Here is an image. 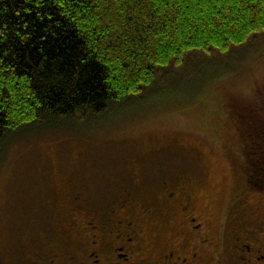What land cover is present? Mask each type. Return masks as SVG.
Wrapping results in <instances>:
<instances>
[{
	"label": "rangeland",
	"instance_id": "1",
	"mask_svg": "<svg viewBox=\"0 0 264 264\" xmlns=\"http://www.w3.org/2000/svg\"><path fill=\"white\" fill-rule=\"evenodd\" d=\"M188 62L161 72L154 94L98 122L73 119L6 137L0 146V264H31L51 245L64 252L65 264L76 262L83 240L70 229L73 221L58 198L62 185L89 190L83 211L117 198L132 183L156 206L159 179L178 176L200 181L222 205L238 188L251 187L254 195L264 188L252 171L257 147L250 129L259 126L242 117H255L257 108L264 116V41ZM241 154L248 169L237 180L231 161L240 163Z\"/></svg>",
	"mask_w": 264,
	"mask_h": 264
},
{
	"label": "trees",
	"instance_id": "2",
	"mask_svg": "<svg viewBox=\"0 0 264 264\" xmlns=\"http://www.w3.org/2000/svg\"><path fill=\"white\" fill-rule=\"evenodd\" d=\"M263 38L264 0H0V146L29 127L98 122L154 94L166 69ZM258 110L242 117L264 137Z\"/></svg>",
	"mask_w": 264,
	"mask_h": 264
},
{
	"label": "flooded vegetation",
	"instance_id": "3",
	"mask_svg": "<svg viewBox=\"0 0 264 264\" xmlns=\"http://www.w3.org/2000/svg\"><path fill=\"white\" fill-rule=\"evenodd\" d=\"M253 137L257 150L251 153L252 171L259 176L264 172V137ZM238 159L240 163L231 161L238 169L237 180L248 169L241 164L243 154ZM256 176V184L264 187ZM145 178L138 169L137 179ZM135 186L123 187L117 198H104L83 211L89 190L71 192L62 185L58 198L73 221L70 229L83 240L74 264H264V188L257 195L251 187L238 188L222 205L220 195L214 197L200 181L163 178L155 186L158 193L152 198L157 205L152 206L133 191ZM48 248L49 252L32 256L31 264H65L59 247Z\"/></svg>",
	"mask_w": 264,
	"mask_h": 264
}]
</instances>
